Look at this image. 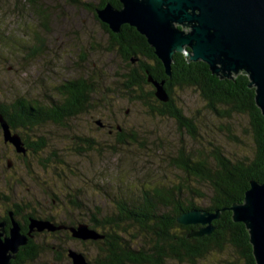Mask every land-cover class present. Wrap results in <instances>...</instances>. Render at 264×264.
Wrapping results in <instances>:
<instances>
[{"label": "rangeland", "instance_id": "obj_1", "mask_svg": "<svg viewBox=\"0 0 264 264\" xmlns=\"http://www.w3.org/2000/svg\"><path fill=\"white\" fill-rule=\"evenodd\" d=\"M99 3L101 0H46L44 5L51 13L46 27L24 0H0V110L21 98L50 104V98H59L56 86L80 75L83 68L104 70L108 76L106 85L114 91L119 81L115 73L125 71L126 66L118 53L109 51L111 36L96 16L95 7ZM29 47L40 50L30 56ZM83 53L88 54L90 65L81 60ZM103 90L106 96L98 100L99 95L94 94L90 110L65 118L64 125L49 120L34 126V132L20 127L16 131L20 136L26 132L34 134L31 139L37 141L35 134L43 135L46 143L25 160L5 143L0 132V217L6 208L24 201L30 209L36 208L40 216L53 213L60 222L74 221L92 227L95 225L92 214L102 221L103 217L116 213L117 202L140 198L146 189L168 187L181 180L184 172L178 159L182 149L202 151L211 141L223 146L227 154L252 153L249 118L238 114L230 118L216 115L193 88L175 87L174 98L185 115L194 119L199 140L192 138L176 119L151 114L140 102ZM102 124L105 126L101 127ZM226 125L238 140H230L227 134L219 132L218 127ZM119 128L127 142H120ZM130 133H134V138ZM89 140L93 141L90 146ZM70 200H75L77 206ZM196 202L202 207L208 204L198 197ZM104 226L110 227L97 224L93 228L103 234ZM128 230L125 237L130 245L142 249L143 234L135 227ZM65 234L37 239L49 243L62 240L66 256L60 264L73 262L70 250L103 262L105 247L100 241L104 238L80 241L64 237ZM55 250L46 247L38 261L28 264H54ZM164 264L190 263L167 259ZM196 264H245V261L228 247L224 251L212 250Z\"/></svg>", "mask_w": 264, "mask_h": 264}, {"label": "trees", "instance_id": "obj_2", "mask_svg": "<svg viewBox=\"0 0 264 264\" xmlns=\"http://www.w3.org/2000/svg\"><path fill=\"white\" fill-rule=\"evenodd\" d=\"M45 1L24 0L39 17L41 25H46L51 18L48 7L44 5ZM107 2L118 8L122 6L120 0H101L95 8H101ZM106 31L111 36L109 51L118 53L126 66L125 71L115 73L119 81L114 91L106 85L108 76L104 70L92 68L88 71L83 68L80 75L56 86L59 98L49 97L51 102L46 107L33 99L21 98L13 102L17 104L18 124L27 127L47 118L64 125L65 118H74L90 110L94 94L99 95L98 100L106 96L103 89L119 96L124 95L125 98L144 100L146 97L141 89L151 75L160 81L165 79L171 93L173 86L174 89L193 88L206 100L207 107L220 117L230 118L235 114L247 116L254 146L251 154L242 156L227 154L223 146L211 141L210 146L202 151L186 152L182 149L178 159L179 168L184 172L181 180L168 187L158 185L146 189L140 198L117 202L116 213L103 217L102 221L93 216L95 225L92 227L97 224L110 226L102 227L106 246L105 257L99 264H164L167 259L196 264L199 258L205 257L212 250L224 251L228 247L234 249L236 256L242 258L245 264H256L248 229L243 222L233 219L230 210L234 203L244 200L252 180L264 182V115L257 106L255 88L249 86L248 75L241 73L231 78H221L212 72L206 62L189 61L180 52L174 55L172 74L167 75L155 49L135 27L123 24L119 33H113L108 28ZM38 50L40 49L35 47L27 48L30 56H35ZM81 60L90 65L87 53L81 55ZM168 103L169 109L160 112L170 115L162 116L176 119L192 138L199 140L194 119L185 115L175 98H171ZM5 110L10 111V106L3 108L4 114ZM12 127L16 128L17 124ZM218 130L227 134L230 140H238L227 125L225 128L218 127ZM117 132L120 142H127L120 128ZM134 136V133H130V137ZM38 141L37 151L46 145L45 141ZM81 141L87 140L82 138ZM92 143V140L88 141L89 146ZM197 197L207 200L208 204L205 207L198 205ZM13 208L15 212L21 210L16 203ZM195 208L220 211V217L212 221L216 228L211 234L190 237L189 233L199 229L201 225H183L177 221L183 211ZM131 227L138 228L145 238L140 250L134 249L130 240L125 237ZM23 247L31 250L24 260L36 262L38 255L34 245L21 248Z\"/></svg>", "mask_w": 264, "mask_h": 264}, {"label": "water", "instance_id": "obj_3", "mask_svg": "<svg viewBox=\"0 0 264 264\" xmlns=\"http://www.w3.org/2000/svg\"><path fill=\"white\" fill-rule=\"evenodd\" d=\"M122 6L111 2L96 9L98 18L112 32L119 33L123 24L135 27L144 35L162 61L165 73L172 74L176 52L184 53L189 61H204L221 78L244 73L249 86L255 88L257 106L264 115V0H120ZM181 26V27H180ZM189 27V30L184 29ZM148 81L156 86V96L171 100L164 86L151 75ZM4 137L18 152L25 153L24 142L18 132H12L0 115ZM100 123V122H99ZM230 210L235 221L243 222L249 232L256 264H264V182L252 180L242 202ZM220 211L195 208L183 211L177 221L183 225L200 224L190 237L211 234L216 228L212 221ZM12 217V216H11ZM29 234L12 217L9 233L6 222L0 220V264H12L20 248L27 244L30 233L37 229L60 228L49 220L30 218ZM73 236L98 240L104 235L85 223L71 228ZM72 264H90L84 253L70 250Z\"/></svg>", "mask_w": 264, "mask_h": 264}, {"label": "flooded vegetation", "instance_id": "obj_4", "mask_svg": "<svg viewBox=\"0 0 264 264\" xmlns=\"http://www.w3.org/2000/svg\"><path fill=\"white\" fill-rule=\"evenodd\" d=\"M101 25L105 28V30H106V28L110 29L109 26L107 24H105L104 22H102V21H101ZM43 26H46L47 27V24L46 25H43ZM184 29L189 30V27H185ZM158 81H160V80H158ZM161 81H163V80H161ZM164 81H165L164 86L166 87V89H167V91H168V93L170 95V98H174V86L172 87V93H171L168 90V86L169 85L167 84L166 80H164ZM141 91H142L143 95L146 98L144 100L141 99V100H136V101L137 102H140L143 106L147 107L148 110H149V112L151 114H155V115H170L168 113L161 114L160 111L161 110H164V111L168 110L169 107H170V105H169L168 102H164V101L160 100L156 96V86L152 82H150V81L145 82L144 85H143V87H142V89H141ZM133 100H135V99H133ZM92 102H91V104L93 106V103ZM48 105H49V103L48 104L47 103H43V106L44 107H46ZM17 111H18V109H17V104L16 103L15 104L12 103L10 105V111L9 110H5V114L6 115L4 114V112L2 110H0V115H2L3 118H4V120H5V122H7L9 124L12 132L18 131L20 127L25 128V130L26 129H29L27 131H33L34 130V126H37L38 124H41V123L46 122V121H49V119L43 118L42 121H38V122H36V123H34V124L30 125V126L25 127L22 124H18L19 122H18L17 117L19 116V114H18ZM126 112L128 113L129 112V109L126 110ZM12 122H14V123H12ZM15 123L17 124V127L16 128H13L12 125L15 124ZM104 126H105V124H102L101 125V127H104ZM110 131L112 132V129ZM0 132L3 134V137H4V129H3V125H2V122L1 121H0ZM35 135H36V137H38V140H40L41 142L45 141V137L43 135H38V134H35ZM32 136H34V134ZM32 136L30 134L28 135L27 132H26V135L25 136L24 135H21V138H22V140L24 142V146L26 148V152L25 153L18 152L17 149H16V147L11 142H7L5 140V137H4V141H5V143L8 146H11V149L13 151H15L16 153H19L20 156H24L23 159L25 160L26 159L25 157H27L28 154L37 151L36 147L39 145L38 143H40L38 140L35 141V140L31 139ZM81 139L82 138H79V140H81ZM8 166L9 167L12 166L11 159L8 160ZM17 183H19V180H17ZM5 198H9V197L5 196ZM56 199H57V197L54 198V201H56ZM70 203L77 206V203H75V200H70ZM16 204L20 205L21 210H18V212H15L13 206H10L12 208H10V207L6 208L5 209V212L0 217V220L1 221H5L6 222V231H7V233H9V229L11 227L12 217L17 222H19V223L21 222L20 223L21 229H22V232L25 233V234H29V230H30L29 224H30V218L31 217H35V218H39V219H44V220H49L50 222H52L56 226H60V228H58L57 230L56 229L55 230L45 229L43 231H38L37 229H34L30 233V236L28 238V242H27L26 245H34V247L36 248V254L39 255L37 257H40L42 251L46 247L47 248H56V250H55V253L56 254H55V257H54L55 258L54 264H60L61 259H63L66 256V255H64L65 254V250H66L65 248L66 247L63 248L64 246L62 245V240H58L55 243H49L47 240H41V241L38 240L37 239V236H44L45 238H48V237L54 236V235L55 236H57V235H63V232H64V233H66L64 237H69L71 239H78L80 241H86L84 239H80V238L74 237L73 236V232H71L72 230H70L72 227H76L80 223H76L74 221L73 222H70L69 224L60 222L59 219H58V217L56 215H54L53 213H50V214H48L46 216H40V215L37 214L36 208H31L30 209L28 207V203H25L24 201L21 202V203H17L16 202ZM92 216H94V215L92 214ZM100 242H102V246L103 247L106 246L105 235H104L103 241H100ZM51 244H53V245H51ZM27 248H29V247L20 248L19 252L17 253L18 254L17 257L12 260V264H18V262H20V261L23 262L22 264H28L29 263L28 260L27 261L24 260V258H28L29 254L31 253V250H29V249L27 250ZM87 260L90 262V264H99L98 261H92V260H89L88 258H87ZM36 261H38V258H37ZM71 264H72V262H71Z\"/></svg>", "mask_w": 264, "mask_h": 264}, {"label": "bare ground", "instance_id": "obj_5", "mask_svg": "<svg viewBox=\"0 0 264 264\" xmlns=\"http://www.w3.org/2000/svg\"><path fill=\"white\" fill-rule=\"evenodd\" d=\"M165 80V79H164ZM225 209V208H224ZM21 223V222H20ZM57 230V229H56Z\"/></svg>", "mask_w": 264, "mask_h": 264}]
</instances>
